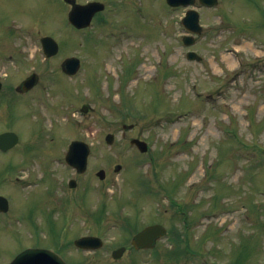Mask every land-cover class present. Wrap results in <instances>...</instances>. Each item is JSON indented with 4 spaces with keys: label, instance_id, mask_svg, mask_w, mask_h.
Listing matches in <instances>:
<instances>
[{
    "label": "rangeland",
    "instance_id": "1",
    "mask_svg": "<svg viewBox=\"0 0 264 264\" xmlns=\"http://www.w3.org/2000/svg\"><path fill=\"white\" fill-rule=\"evenodd\" d=\"M88 1L106 10L80 32L63 0H0V133L19 136L0 152L9 203L0 264L21 247H58L59 231L67 243L101 237L104 249L81 252V263L113 264L110 251L152 223L168 233L140 264H264V0L203 9L189 47L185 10L165 0L75 2ZM44 36L59 44L52 58L42 54ZM188 50L201 59L189 61ZM69 57L80 61L73 76L60 68ZM32 73L38 83L20 95ZM74 140L90 146L82 174L64 162ZM178 245L187 252L173 260Z\"/></svg>",
    "mask_w": 264,
    "mask_h": 264
},
{
    "label": "water",
    "instance_id": "2",
    "mask_svg": "<svg viewBox=\"0 0 264 264\" xmlns=\"http://www.w3.org/2000/svg\"><path fill=\"white\" fill-rule=\"evenodd\" d=\"M66 3H70L71 9L68 12V21L71 25L76 29H83L90 25V20L92 17L101 10L104 9L103 4L98 2H90L84 5L77 4L74 2L75 0H64ZM167 4L170 7L174 6H187L194 3V0H166ZM201 3H204L208 6H213L217 3V0H200ZM184 27L192 33H200L201 27L198 24V16L197 12L193 10L187 11L186 15L183 19ZM185 45H190V38H185ZM40 44L43 49V54L46 57L54 56L58 52V44L51 37H43L40 40ZM187 57L198 59V57L194 53H189ZM79 67V60L76 58H69L64 60L61 64L62 72L67 75H73L77 71ZM37 82V76L32 74L29 78L23 81L21 85L22 91H27L31 89L34 84ZM1 87V84H0ZM82 111L85 113L86 106L82 107ZM127 128V127H125ZM16 134L12 132L2 133L0 134V150L7 151L12 148V146L16 145L18 141V137ZM113 141V136L108 135L106 137V142L111 144ZM132 143L136 145L140 152L147 151L146 143L139 140H132ZM89 152V148L87 144L83 142H73L69 147V151L66 156V161L68 164L76 168L77 173H83L86 169L87 164V156ZM120 166L115 167V171H118ZM104 171L100 170L97 173V176L100 179L104 178ZM70 187L75 186L74 181L69 182ZM8 208V204L5 198L0 196V211L4 212ZM166 233V230L160 225H152L144 228L142 231L137 233L133 238L132 244L135 246H143V247H151L153 245V240L161 237ZM75 245L82 248H97L101 246V241L95 237H83L75 241ZM122 253V249L114 252L115 258H117ZM10 264H63V262L55 256L50 251L42 250V249H27L16 257Z\"/></svg>",
    "mask_w": 264,
    "mask_h": 264
},
{
    "label": "flooded vegetation",
    "instance_id": "3",
    "mask_svg": "<svg viewBox=\"0 0 264 264\" xmlns=\"http://www.w3.org/2000/svg\"><path fill=\"white\" fill-rule=\"evenodd\" d=\"M62 232L64 231H59V236L61 237V240L59 241V244L57 245L58 247L52 246V247H48V249L54 251L66 264H82L81 263V256H82L81 252L82 251L81 249L73 245V242L76 238H74L73 240H70L67 243L64 240L65 237ZM119 248H123L124 251L122 252V255L120 256L119 259L117 260L110 259L112 263H118L121 260L123 261L124 259H127V262H126L127 264H138L137 258L141 257L143 252L141 253L140 250L133 248L131 245L116 246L114 249L110 251V258L113 254L112 252ZM102 250L103 248H99L92 252L95 253V252H100ZM85 253H91V251H87Z\"/></svg>",
    "mask_w": 264,
    "mask_h": 264
},
{
    "label": "bare ground",
    "instance_id": "4",
    "mask_svg": "<svg viewBox=\"0 0 264 264\" xmlns=\"http://www.w3.org/2000/svg\"><path fill=\"white\" fill-rule=\"evenodd\" d=\"M229 59H231L230 57H229ZM91 134H88L87 136H90Z\"/></svg>",
    "mask_w": 264,
    "mask_h": 264
}]
</instances>
